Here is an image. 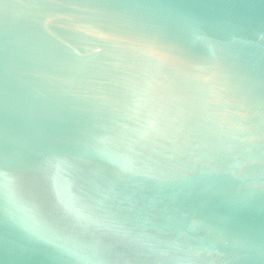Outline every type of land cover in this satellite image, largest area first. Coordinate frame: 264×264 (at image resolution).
Segmentation results:
<instances>
[{"label":"water","instance_id":"95a60500","mask_svg":"<svg viewBox=\"0 0 264 264\" xmlns=\"http://www.w3.org/2000/svg\"><path fill=\"white\" fill-rule=\"evenodd\" d=\"M0 264H264V0H0Z\"/></svg>","mask_w":264,"mask_h":264}]
</instances>
